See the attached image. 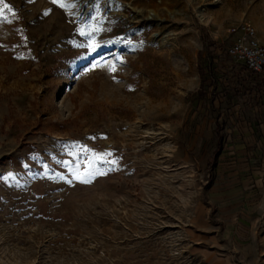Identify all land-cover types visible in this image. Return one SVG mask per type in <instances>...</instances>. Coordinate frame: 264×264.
I'll use <instances>...</instances> for the list:
<instances>
[{
	"label": "rangeland",
	"instance_id": "obj_1",
	"mask_svg": "<svg viewBox=\"0 0 264 264\" xmlns=\"http://www.w3.org/2000/svg\"><path fill=\"white\" fill-rule=\"evenodd\" d=\"M4 2L0 264H264V0Z\"/></svg>",
	"mask_w": 264,
	"mask_h": 264
},
{
	"label": "built area",
	"instance_id": "obj_2",
	"mask_svg": "<svg viewBox=\"0 0 264 264\" xmlns=\"http://www.w3.org/2000/svg\"><path fill=\"white\" fill-rule=\"evenodd\" d=\"M233 36L232 42L227 48L231 60L245 65L253 72L264 69V44L257 37L256 29L247 23H241L230 28Z\"/></svg>",
	"mask_w": 264,
	"mask_h": 264
},
{
	"label": "trees",
	"instance_id": "obj_3",
	"mask_svg": "<svg viewBox=\"0 0 264 264\" xmlns=\"http://www.w3.org/2000/svg\"><path fill=\"white\" fill-rule=\"evenodd\" d=\"M224 54L230 58L228 52ZM230 71L232 72V77L235 79H239L241 75L244 76V82L240 85L250 86L249 89L255 90L257 92H260L264 89V69L256 73L249 70L245 65L235 64L231 66Z\"/></svg>",
	"mask_w": 264,
	"mask_h": 264
},
{
	"label": "snow or ice",
	"instance_id": "obj_4",
	"mask_svg": "<svg viewBox=\"0 0 264 264\" xmlns=\"http://www.w3.org/2000/svg\"><path fill=\"white\" fill-rule=\"evenodd\" d=\"M53 2H57V0H53ZM0 5H2V7H0V17H5V10H7L8 12H12V8L8 3H5L4 0H0ZM61 7H64L65 5L63 3H61L60 5ZM83 34V33H82ZM114 70V69H112ZM111 153H93L91 159H88L87 161V165L85 167V174L87 175H103L104 173H100L98 172V170L96 169V164L98 162H104V163H109V161L106 160L107 156H110ZM111 163H115V161H111ZM79 171V166H77V172ZM76 179H81L80 175H76ZM82 182H90L87 180H84Z\"/></svg>",
	"mask_w": 264,
	"mask_h": 264
},
{
	"label": "crops",
	"instance_id": "obj_5",
	"mask_svg": "<svg viewBox=\"0 0 264 264\" xmlns=\"http://www.w3.org/2000/svg\"><path fill=\"white\" fill-rule=\"evenodd\" d=\"M257 37H258V33H257ZM258 39H259V41H262V40H260V38L258 37ZM236 64H238V63H236ZM242 65V64H241Z\"/></svg>",
	"mask_w": 264,
	"mask_h": 264
}]
</instances>
